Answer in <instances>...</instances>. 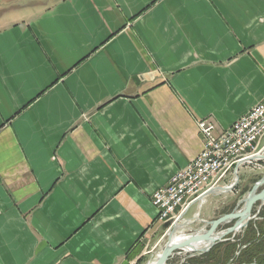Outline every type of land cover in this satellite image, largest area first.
<instances>
[{"label": "crops", "instance_id": "obj_1", "mask_svg": "<svg viewBox=\"0 0 264 264\" xmlns=\"http://www.w3.org/2000/svg\"><path fill=\"white\" fill-rule=\"evenodd\" d=\"M262 98L264 0H0V264H146L198 119Z\"/></svg>", "mask_w": 264, "mask_h": 264}, {"label": "built area", "instance_id": "obj_2", "mask_svg": "<svg viewBox=\"0 0 264 264\" xmlns=\"http://www.w3.org/2000/svg\"><path fill=\"white\" fill-rule=\"evenodd\" d=\"M197 127L202 137L201 150L151 197L161 223L177 221L208 189L231 185L235 169L238 172L239 166L251 162L250 157L264 153V98L221 131L206 117L198 119Z\"/></svg>", "mask_w": 264, "mask_h": 264}, {"label": "water", "instance_id": "obj_3", "mask_svg": "<svg viewBox=\"0 0 264 264\" xmlns=\"http://www.w3.org/2000/svg\"><path fill=\"white\" fill-rule=\"evenodd\" d=\"M264 160V153L256 154L249 158V161ZM237 170H234V181L228 186H216L205 191L199 196L192 204L200 205V203L209 195L226 193L233 189L238 182ZM259 187H261L259 189ZM191 204V205H192ZM264 205V172L260 178L252 185L242 199V205L234 212L224 214L212 220H203L198 216L184 219L186 210H184L177 221L173 222L166 231V239L160 252L156 256L150 258L154 260L152 264H166V261L173 256L176 252L187 254L180 262L186 257L198 255L208 251L213 245L232 239L236 234L243 231L250 221L258 218L257 214L261 207ZM200 221L202 225L197 228H192V224ZM228 226L219 228L220 225ZM185 233L180 240H175L174 235L177 233ZM198 244V245H197ZM191 248L186 251L185 248ZM238 254V252L236 253ZM243 264H256L243 263Z\"/></svg>", "mask_w": 264, "mask_h": 264}, {"label": "trees", "instance_id": "obj_4", "mask_svg": "<svg viewBox=\"0 0 264 264\" xmlns=\"http://www.w3.org/2000/svg\"><path fill=\"white\" fill-rule=\"evenodd\" d=\"M257 216L232 239L219 242L208 251L187 257L178 264H264V205ZM168 226L169 223L163 225L165 229ZM166 264H170V258Z\"/></svg>", "mask_w": 264, "mask_h": 264}, {"label": "rangeland", "instance_id": "obj_5", "mask_svg": "<svg viewBox=\"0 0 264 264\" xmlns=\"http://www.w3.org/2000/svg\"><path fill=\"white\" fill-rule=\"evenodd\" d=\"M258 163L261 164V166L251 165V169H252L251 171L252 172L255 171V173H253L252 175H249L250 177L246 181L243 176L248 175L249 172L244 167H241V166L238 167L237 176L239 177V180L236 183V185L233 187V189L229 191L228 193L221 194L213 199L216 201L217 209L213 212L214 214L211 219L213 218L215 219L217 217L223 216L224 214L234 212L240 208V206L242 205V199L246 195L247 191L252 187V185L260 178V176L264 172V160H259ZM225 182H227V179L222 180L220 184H223ZM260 188L261 187H259V189ZM205 208H206V205H203L202 206L203 211L205 210ZM195 209L197 210L195 211V213H193ZM198 211H199V208H197V204H192L189 207L188 211L185 213L184 219L192 218L196 213H198ZM198 217L200 218V216ZM228 225L230 224L220 225L219 228H222ZM191 226L192 228H197L201 226V222L196 221ZM164 240L165 238L163 239L162 242L159 243L158 246H155L154 248H152L150 255L148 254L149 259L152 258L154 254L162 247V245L164 244L163 243ZM184 256H187V254L176 252L175 254H173V256H171L170 264L180 263V261L182 260Z\"/></svg>", "mask_w": 264, "mask_h": 264}, {"label": "bare ground", "instance_id": "obj_6", "mask_svg": "<svg viewBox=\"0 0 264 264\" xmlns=\"http://www.w3.org/2000/svg\"><path fill=\"white\" fill-rule=\"evenodd\" d=\"M190 206H191V205H190ZM190 206H189V207H190ZM188 209H189V208H188ZM188 209L186 210V212L188 211ZM186 212H185V213H186ZM196 216H199V214L196 213L193 217H196ZM170 226H171V224L169 223L168 228H169ZM184 236H186L185 233L177 232V233L174 235V239H175V240H180V239H182ZM197 245H198V244H197ZM190 249H191V248H189V247H188V248H185L186 251H190ZM160 250H161V249H159V250L154 254V256H156V254H158V253L160 252ZM179 253H182V252H179ZM183 254H184V253H183ZM154 256H153V257H154ZM170 258H171V257H170ZM153 262H154V260L152 259V260L149 261V264H152Z\"/></svg>", "mask_w": 264, "mask_h": 264}]
</instances>
